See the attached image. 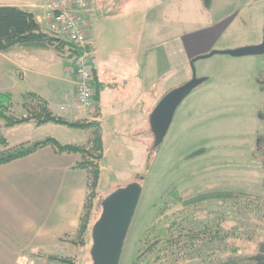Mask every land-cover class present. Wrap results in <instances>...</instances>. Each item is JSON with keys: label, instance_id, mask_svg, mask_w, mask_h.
I'll use <instances>...</instances> for the list:
<instances>
[{"label": "crops", "instance_id": "obj_1", "mask_svg": "<svg viewBox=\"0 0 264 264\" xmlns=\"http://www.w3.org/2000/svg\"><path fill=\"white\" fill-rule=\"evenodd\" d=\"M90 1L93 109L87 112L78 105L74 78L65 73L67 65L58 71L31 64V55L54 48L15 46L0 53V93L12 99L20 95V107L30 102L28 96L68 121L100 123L104 157L99 163V182L106 172L117 174L125 168L137 177L146 170V155L154 146L149 121L157 103L191 79L192 59L213 50L260 44L261 0H213L210 11L201 0H125L113 11H107L101 0ZM250 5L259 25L253 38L248 30ZM0 6L28 10L44 32L45 0H0ZM215 56L209 64L246 58ZM199 61L194 65L204 81L175 112L180 110L181 117L191 120L203 112L213 113L224 102L214 97L213 75ZM218 74L225 80L231 76L226 69ZM52 126L44 138L88 145L87 131ZM78 132L83 139L75 138ZM5 142V150L10 149ZM25 143L31 144L18 141L12 149ZM79 160L77 154H56L47 146L0 166V264H63L65 259L73 264L89 263L90 232L83 246L77 245L76 238L88 192L85 172L74 168Z\"/></svg>", "mask_w": 264, "mask_h": 264}, {"label": "rangeland", "instance_id": "obj_2", "mask_svg": "<svg viewBox=\"0 0 264 264\" xmlns=\"http://www.w3.org/2000/svg\"><path fill=\"white\" fill-rule=\"evenodd\" d=\"M124 1L101 0L100 3L107 5V11H113ZM249 12L248 30L253 38L259 25L256 10L251 5ZM262 16L264 0H261ZM50 50L31 55V64L62 71L68 64L66 58L54 49ZM211 59L199 63L213 75L214 97L224 102L213 113H200L193 120L181 117L179 110L159 150L155 153V143L149 148L147 168L140 175L144 177L140 198L119 264H140V241L151 228H154V234L149 239L158 236L160 243L143 264H154V260L164 264H209L224 260L233 252L252 255L264 240V171L256 148L257 137L264 136V122L258 118V113L264 111V55L246 56L241 62L209 64ZM224 69L231 73L227 80L224 75L218 78V73ZM194 70L199 78L200 71L195 65ZM26 98L31 101L30 97ZM186 99L177 109H182ZM20 100V95L13 96L11 115L17 118L24 115L18 104ZM52 125L39 129L34 125L7 128L0 120V136L11 147L5 150L0 145V155L12 151V144L18 141L42 140L53 131ZM79 133L75 137L77 140L84 138ZM200 151L204 154L190 157ZM136 181L127 168L112 175L106 172L96 192L108 196ZM173 189L185 201L217 192L246 194L257 197L258 201L207 202L195 208H183L168 195ZM94 204L97 209V201ZM195 233L200 236L197 240L191 239Z\"/></svg>", "mask_w": 264, "mask_h": 264}, {"label": "trees", "instance_id": "obj_3", "mask_svg": "<svg viewBox=\"0 0 264 264\" xmlns=\"http://www.w3.org/2000/svg\"><path fill=\"white\" fill-rule=\"evenodd\" d=\"M203 8L210 11L213 0H201ZM264 34V25H263ZM15 46H34L40 49L54 48L59 54H64L69 50L67 43L61 42L56 44V40L45 34L40 27L34 14L28 10L20 9L18 7L0 6V53H8ZM67 48V49H66ZM13 106V99L8 93H0V120L4 122V127L11 128L15 126H23L33 124L36 128L46 126L49 124L61 125L66 128L87 131L90 134V139L87 146H77L72 144H62L53 137H46L42 140L32 142L31 144H21L15 147L12 151L4 155H0V166L19 158L28 156L37 150L44 147H51L56 154H77L80 156L79 162L74 166L85 172L87 177V197L83 213L81 215L79 226L76 232L78 240L77 245L83 246L84 237L87 232L92 233V229L102 214V204L106 196H102L96 192L100 180V161L104 157V141L102 135V126L100 123L91 122H71L62 116L57 115L50 110L46 105L36 101L23 103L24 115L17 118L11 115V108ZM258 118L264 122V111L258 113ZM6 140L0 136V145L5 146ZM163 141L155 143V153L159 150ZM256 148L260 156L261 168L264 171V136L259 135L256 139ZM204 152H197L190 157L201 156ZM137 181L132 184L136 185L141 190V185L144 177L137 176ZM264 190V179H263ZM179 206L183 208H195L207 202H221V201H258L257 197L241 193L231 192H217L201 196H197L190 200H183L176 189L168 193ZM98 207L95 209V202ZM264 205V199H263ZM99 209V210H98ZM98 211V212H97ZM154 228H151L144 235L140 241L138 249V260L140 264L146 262L148 258L154 254L160 243V238L154 236ZM202 236V235H201ZM200 236L194 234L191 239L197 240ZM92 245V238H91ZM91 249V247H90ZM89 261L92 264L90 258ZM63 264H73L69 260L62 261ZM139 264V263H136ZM154 264H164L161 261L154 260ZM209 264H264V240L258 246L256 253L252 255H239L235 252L228 255L224 260L211 262Z\"/></svg>", "mask_w": 264, "mask_h": 264}, {"label": "water", "instance_id": "obj_4", "mask_svg": "<svg viewBox=\"0 0 264 264\" xmlns=\"http://www.w3.org/2000/svg\"><path fill=\"white\" fill-rule=\"evenodd\" d=\"M214 55L233 58L264 55V35L258 45L225 51H211L190 61L192 77L186 83L166 93L155 106L150 116V126L154 141H163L177 108L197 88L204 79L197 78L194 63ZM141 190L129 185L104 198L102 214L92 229L90 258L92 264H119L128 230L134 216Z\"/></svg>", "mask_w": 264, "mask_h": 264}, {"label": "built area", "instance_id": "obj_5", "mask_svg": "<svg viewBox=\"0 0 264 264\" xmlns=\"http://www.w3.org/2000/svg\"><path fill=\"white\" fill-rule=\"evenodd\" d=\"M43 15L44 33L69 45L64 53L68 60L65 73L74 78L76 101L85 111L94 107V89L92 75L93 46L91 34V1L90 0H45ZM43 264H52L45 262Z\"/></svg>", "mask_w": 264, "mask_h": 264}, {"label": "flooded vegetation", "instance_id": "obj_6", "mask_svg": "<svg viewBox=\"0 0 264 264\" xmlns=\"http://www.w3.org/2000/svg\"><path fill=\"white\" fill-rule=\"evenodd\" d=\"M264 35V34H263Z\"/></svg>", "mask_w": 264, "mask_h": 264}]
</instances>
